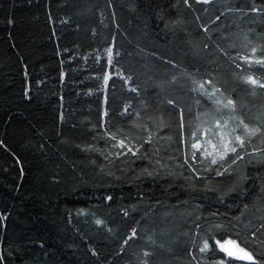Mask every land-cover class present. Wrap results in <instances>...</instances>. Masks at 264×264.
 I'll list each match as a JSON object with an SVG mask.
<instances>
[{
    "label": "trees",
    "instance_id": "1",
    "mask_svg": "<svg viewBox=\"0 0 264 264\" xmlns=\"http://www.w3.org/2000/svg\"><path fill=\"white\" fill-rule=\"evenodd\" d=\"M258 60L264 0H0V264H264Z\"/></svg>",
    "mask_w": 264,
    "mask_h": 264
},
{
    "label": "snow or ice",
    "instance_id": "2",
    "mask_svg": "<svg viewBox=\"0 0 264 264\" xmlns=\"http://www.w3.org/2000/svg\"><path fill=\"white\" fill-rule=\"evenodd\" d=\"M203 2L207 3L208 0H203ZM110 52V50H109ZM110 58V56H109ZM245 61L248 62V57H244ZM256 63H260V64H264V61H256ZM246 83L252 84V85H257L258 82L251 78L248 77L245 80ZM259 87H264V84H259ZM201 88H203V85L200 86ZM230 105H232V102L229 101L228 104H225V107H229ZM239 125L242 126L246 132V134L251 137L253 135H255L259 129H249L247 124H244V122L241 120L239 121ZM115 138V137H113ZM150 139V138H149ZM250 143V140L248 141ZM120 146L123 147L124 146V141H120ZM209 143H211V141H209ZM229 145H232L231 147H229ZM245 146V139H243L241 136L237 135L234 137V141L233 140H228L226 143H222L221 144V148L223 150V154L220 156V159L223 160L225 155L227 154L228 151L232 152V153H237V148H243ZM193 147H197V145H193ZM213 148H216V145H212ZM129 151H131V149H129ZM193 156H195V154H193ZM236 159H242V157L237 156ZM212 164H216L217 160L216 159H212L211 160ZM232 163H235V159L232 160ZM222 173L217 171V175H221ZM97 223H101L100 221H97ZM133 236H135V232L132 233ZM131 238V237H130ZM216 245L219 246V249L223 252H225L229 257H232L235 255V253L231 250L230 247L228 246H232L236 249L239 250L240 253H242V255L237 256L238 259L241 260H253V257L250 253L246 252L244 250V248H241L240 245L237 243L236 240H232V239H225L224 243H221L219 240H217ZM228 245V246H226ZM209 248V244L207 242L204 243V246L200 249L201 252L206 251Z\"/></svg>",
    "mask_w": 264,
    "mask_h": 264
},
{
    "label": "water",
    "instance_id": "3",
    "mask_svg": "<svg viewBox=\"0 0 264 264\" xmlns=\"http://www.w3.org/2000/svg\"><path fill=\"white\" fill-rule=\"evenodd\" d=\"M226 246H228V245H226ZM228 247H230L231 248V250L235 253V255L234 256H232V257H237V256H239L240 255V252H239V250L238 249H236V248H234V247H232V246H228Z\"/></svg>",
    "mask_w": 264,
    "mask_h": 264
},
{
    "label": "rangeland",
    "instance_id": "4",
    "mask_svg": "<svg viewBox=\"0 0 264 264\" xmlns=\"http://www.w3.org/2000/svg\"><path fill=\"white\" fill-rule=\"evenodd\" d=\"M226 121L232 122L230 119H229V120H226ZM201 145H202V144L199 143L197 147L200 148V147H202ZM241 248H242V247H241ZM244 250H245L246 252L250 253L248 250H246V249H244ZM250 254H251V253H250ZM240 255H242V253H240ZM251 255H252V254H251ZM252 257H253V255H252ZM236 258H237V257H236ZM254 260H255V259H254V257H253V260H245V261H254Z\"/></svg>",
    "mask_w": 264,
    "mask_h": 264
},
{
    "label": "crops",
    "instance_id": "5",
    "mask_svg": "<svg viewBox=\"0 0 264 264\" xmlns=\"http://www.w3.org/2000/svg\"><path fill=\"white\" fill-rule=\"evenodd\" d=\"M208 1H210V0H208Z\"/></svg>",
    "mask_w": 264,
    "mask_h": 264
}]
</instances>
